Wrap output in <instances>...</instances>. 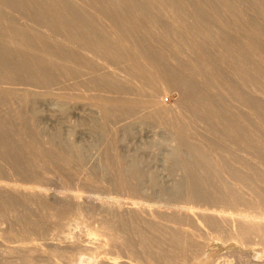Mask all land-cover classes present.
<instances>
[{
	"label": "bare ground",
	"instance_id": "6f19581e",
	"mask_svg": "<svg viewBox=\"0 0 264 264\" xmlns=\"http://www.w3.org/2000/svg\"><path fill=\"white\" fill-rule=\"evenodd\" d=\"M175 85L180 103L166 109L162 90ZM149 121L177 176L164 205L105 196L68 214L18 181L100 170L128 192L156 187L143 156L122 149ZM0 176V223L13 194L51 219L25 209L20 239H0L31 264H222L211 241L258 247L264 264V0H0Z\"/></svg>",
	"mask_w": 264,
	"mask_h": 264
},
{
	"label": "rangeland",
	"instance_id": "374dc122",
	"mask_svg": "<svg viewBox=\"0 0 264 264\" xmlns=\"http://www.w3.org/2000/svg\"><path fill=\"white\" fill-rule=\"evenodd\" d=\"M177 90H178L177 85H175L173 87L172 86L171 87H167L166 90H162L163 93H162V95L160 96V99H159L160 100L159 101L160 104L163 105L166 109H173L174 110L176 108V106L179 105L180 98H181V96L179 95L180 93H179V91L177 92ZM49 123H51V122H49ZM142 126H143V128L139 127V126H135L134 127V131H133V135H132L133 137L129 136V137H127V140H126V141H128L126 143L128 145V147H127V145H125V146L122 145V147H125V148H122V149L125 150V151L127 150V153L129 151L130 154L138 155L139 157L143 156V157L140 158V159H142V158L144 159V160L142 159V167H143L142 171L145 174H148L149 172L152 171L156 175H158L157 176L158 177V184H156V187H152L149 183H147V184H145V189L143 188V191L141 193H139V194L133 193L131 191L128 192L126 190L120 189L117 186L118 184H120L119 183L120 180H118V178H117V172H115V174H113V172L108 173V175H106L107 177L103 178L101 173L97 172V171H100V170H97L96 172H94L92 177L88 179V178H86V176L84 174H81V172L76 171V169L67 170L66 171L67 173L65 172V174H62V173H59L55 169L53 170V168H51V169L50 168H46L45 171L37 170L40 173L37 174L36 176H31V177H29V179H27L28 178L27 176L26 177H21V179H19L18 181H20V183H24L26 185L29 183L28 185H33L34 186L36 184V186L37 185L38 186H42L44 188V190H45V193H47V195H50V197H48L46 199L47 203H48V206L51 207L52 209L55 208L56 211H58V210L60 211L61 210L60 212H62V213H65V211L67 210L66 213H68V214L70 213V211H71V213L76 212L77 209H80V210H83V211H85L86 208H87V210H89L90 208L92 209V208L96 207V205L98 204L99 201H97V200H100L101 198H105V196L106 197H123V199L125 201L126 200L130 201L131 199H133L135 201L143 200V202H147V203H149V205H151V203L153 202L152 206L164 205L165 204V200H164V197H163L162 194L165 191H168V193H170V194H173V193L175 194V192H174L175 190H173V186H174L175 180L177 179V176L174 175V173H170L169 171L167 172L165 165L163 166V164H164V155H163L164 154V145H162L163 142H161V141L162 140L164 141V138H166V134H165L164 130L162 128H159L160 126L158 124L154 123L153 121H149V123L143 124ZM63 128L65 129L66 127H63ZM137 128H138V130H137ZM83 129L86 130L87 127L84 126ZM83 129L79 130L80 131V135H79V133H77L76 139H77V141H79V143L84 145L86 143H89L90 140H92V139H89V138L92 137V135L88 131L86 132ZM155 142H157V144L158 143L159 144L155 146L154 145V144H156ZM132 150H133V152H132ZM92 154H94L95 157H96V155L98 153L93 152ZM95 157L93 159H95ZM22 159H25L24 156L21 157V160ZM90 165L92 166V163H90V164L88 163L87 167H91ZM72 170L76 171V173H74ZM97 173H99V175ZM67 174H69V175H67ZM172 175H174V176H172ZM39 176H42V177L39 178ZM9 177L12 178L11 175H9ZM95 177H96V179H95ZM0 178H2V177L0 176ZM33 178H35V179L32 180ZM105 178H106V180H105ZM2 179L3 180H5V179L8 180L9 178H7V175L6 176L4 175V177ZM71 180H74V182H71ZM115 180L118 181V183ZM79 182H81L82 185H80ZM94 182H97V183L94 184ZM113 183H115V184H113ZM166 185H168L169 188L166 187ZM43 188H42V190H43ZM165 188H167V189H165ZM111 189H112V191H111ZM113 189H115V190L117 189V194L115 193V190L113 191ZM118 190H120V191H118ZM89 191H91V192H89ZM147 191L150 193V195H149V193H147ZM79 192L80 193L83 192L82 193L83 195L80 194ZM119 192L121 194H119ZM72 194H80V196H81L80 199L81 200L80 199L79 200H74L73 199L74 195H72ZM157 194H160V195H157ZM180 195H182V198L180 197ZM180 195H178L179 199H177L178 197H177V194H176V196L174 197L176 199L173 198L174 200H171V201L176 202V203H177V200L178 201L179 200L180 201H182V200L185 201L184 195L182 193ZM62 196H65V198L62 199V200H59V198H62ZM158 196L160 197V199H159ZM15 197H16V201L12 200L13 204H15L14 209H13L14 212L11 213V212H8V210H5L4 212L6 214L5 216H6L7 219L5 220V222L0 223V237H1L0 239L4 243H8V242H11L13 240L20 239L18 234L22 231V225H21V222H20L19 218L22 219V218L25 217V215L28 216V214H26V213H28V212H30L32 210L30 213H32L35 218L42 219V218H39V217H41V209H42V204H41V201H39V199H37V198L35 199V197H30L29 198V197H26L24 195L23 196L22 195L18 196L17 194H13V196H11L12 199H14ZM52 197H54V198H52ZM152 197L154 198L155 201L153 200ZM156 197H157L158 201H157V199H155ZM17 198L19 200L18 202H17ZM32 198H33V200H32ZM86 198H87V200H86ZM95 198L97 199V200H95L96 202L94 201ZM146 199H148V200H146ZM26 200H27V203H25ZM91 200H93V202L95 204L92 203ZM28 201L30 202V204H29ZM49 201H51V202H49ZM58 201H60V202L62 201V202L60 203ZM87 201H88V203H90L91 205L93 204V205L91 206L89 204L90 205L89 206ZM20 202H21V205H20ZM81 202H83L84 204L81 203ZM160 202H161V204H160ZM34 203H35V206H36V208L38 210L35 208ZM27 204H28V206H27ZM36 204H39V205H36ZM81 204H82V206H81ZM18 206H19V208H18ZM23 207H25V208H23ZM25 209H27V211ZM39 209H40V211H39ZM232 210L234 211V209H232ZM6 211H7V213H6ZM9 211H12V210H9ZM25 211H26V213H25ZM233 211L230 210V212H233ZM16 213L19 214L20 217ZM14 214H16L17 216H15ZM12 215H13V217L11 218ZM42 220H44L45 222H50L51 219L50 218L49 219L48 218H43ZM3 227H4V229H3ZM206 230L208 232H212L211 229H206ZM81 239L83 240L84 238H81ZM131 239L135 241L136 240V236H134V235L131 236ZM219 242H221V243H219ZM222 243H224V242L223 241H211V244H213V246L211 245V248H210L211 251H216L217 252L218 255H216V257H219L220 255H222V257L220 258L221 259L220 261H222V264H249V263L250 264H257L258 261L261 259V256L258 257V255H257L258 252H255L256 250L252 251L253 249H256L258 247H254L252 249L245 250V248L242 249V246H240V247L238 245L235 246V244H231L232 245L231 246L228 243H224V244H222ZM225 244H227V245H225ZM0 245H3V244L1 243ZM0 248H1L0 249V264H31L32 261L36 258V256L34 254H21V255L17 254V256H14V253L10 254L8 252L9 253L8 254L5 251L2 252L4 250V249H2V246H0ZM51 253L52 252L50 251L49 252V256H53L54 255L53 253L51 255ZM250 260H251L252 263L250 262Z\"/></svg>",
	"mask_w": 264,
	"mask_h": 264
}]
</instances>
